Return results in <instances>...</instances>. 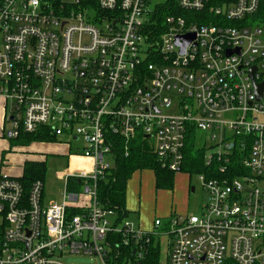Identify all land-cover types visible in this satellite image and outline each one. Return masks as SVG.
<instances>
[{"label": "built area", "instance_id": "built-area-1", "mask_svg": "<svg viewBox=\"0 0 264 264\" xmlns=\"http://www.w3.org/2000/svg\"><path fill=\"white\" fill-rule=\"evenodd\" d=\"M209 1L96 0L94 9L86 0H0V137L46 128L58 141H81L75 149L90 161L66 176L62 202L48 204L44 180L26 191L22 175L0 171V264H63L73 254L120 264L122 245H134L140 261L152 237L161 264H264V90L259 98L256 88L264 0L210 5L216 22L182 13ZM140 136L175 173L188 142L209 148L199 214L172 213L146 230L98 202L116 140L127 155ZM71 177L82 180L80 192L69 193ZM72 202L82 211L69 216Z\"/></svg>", "mask_w": 264, "mask_h": 264}, {"label": "trees", "instance_id": "trees-1", "mask_svg": "<svg viewBox=\"0 0 264 264\" xmlns=\"http://www.w3.org/2000/svg\"><path fill=\"white\" fill-rule=\"evenodd\" d=\"M234 1L235 0H210L209 4L201 11L182 13L196 15L202 23L216 22V19L218 18L210 12L209 6L213 4L231 3ZM84 5L97 9L96 0H86ZM166 9L168 8L166 7ZM260 14H263L264 17V7L260 10L259 15ZM228 23L235 24L236 22L230 21ZM15 139L21 140V143L23 142L25 145H29L35 141H58L56 136L50 134L46 128H41L33 133H21V135ZM115 144V165L98 179L97 200L103 207L113 209L118 216V221H122L129 215V211L126 208L127 187L129 180L136 171L144 169L154 170L156 174L155 179L157 188H172L175 172L161 165L157 159L153 145L141 136L131 141L127 155L125 153L124 142L118 139ZM204 155V149H199L191 141L188 142L182 170H190L191 173H209ZM46 169L47 165L45 161L28 160L24 163L23 174L20 179L23 182L26 191L29 190L34 180H46ZM217 175H219V173H217ZM67 189H71L72 192H80L82 190V180L71 177ZM81 211L82 209L76 207L68 208L67 210L69 216L81 213ZM131 249L134 250L136 248L134 245L129 247L122 245L120 247V250L123 251L124 255L120 264H127L129 259L132 264H161L162 247L161 242L157 237H152L149 246V254L144 260L138 261L130 256Z\"/></svg>", "mask_w": 264, "mask_h": 264}, {"label": "rangeland", "instance_id": "rangeland-1", "mask_svg": "<svg viewBox=\"0 0 264 264\" xmlns=\"http://www.w3.org/2000/svg\"><path fill=\"white\" fill-rule=\"evenodd\" d=\"M264 118V117H263ZM9 125H6V131ZM203 136L201 131L197 134ZM194 143V142H193ZM212 142H210L211 144ZM26 146L21 140L10 138L8 136L0 137V158L4 163L0 165V171H6L9 174L20 175L22 173L23 153L28 152ZM75 147H81L82 142L74 140ZM209 149V148H208ZM205 151V155L209 150ZM51 150V149H50ZM58 150V149H54ZM57 153H62L57 151ZM28 154V153H27ZM111 165L114 166L112 159L107 156ZM1 163V162H0ZM68 163L65 156L62 158L48 159L46 169V190L48 200L56 199L61 201V195L66 190V176L78 172V167L67 168ZM198 172L183 170L173 176L172 188L155 187V171L139 170L136 171L128 183L127 200L128 207L133 210L128 219L137 228L147 224L149 230L154 229L153 219L162 218L166 220L172 213L188 212L190 214H199L201 207L206 203L207 193L202 187ZM69 189V193H71ZM165 246V247H164ZM164 259L167 255L168 246L164 241ZM63 264H96L98 260L95 257L87 255L73 254L59 259Z\"/></svg>", "mask_w": 264, "mask_h": 264}, {"label": "crops", "instance_id": "crops-1", "mask_svg": "<svg viewBox=\"0 0 264 264\" xmlns=\"http://www.w3.org/2000/svg\"><path fill=\"white\" fill-rule=\"evenodd\" d=\"M1 102H2V99L0 98V104H1ZM3 113H4L3 109H2V107L0 105V123H1V121L3 119ZM24 148L26 150H29V151L23 153V157H22L23 162H21L22 163V173L20 175L23 174L24 163L26 161H28V160L45 161L46 165H47L48 159L62 158L63 156H65V158L67 159V163H68L67 168H69V167H71V168L78 167L79 171L82 168H84L85 165L89 164V162H90L89 159H86V158L82 157L79 154V152H77L78 150L76 151L75 146H74V140H72L71 142L68 139H62V140L59 139V141H55V142L35 141V142H32L29 145L24 146ZM54 149H58V150H54ZM57 151L62 152V153H57ZM144 170H151V169H144ZM182 171H180V172H182ZM74 173H77V172H74ZM46 184H47V181L45 180L43 203L44 204H48L51 201H58L56 199L48 200ZM155 187L157 188L156 179H155ZM127 189H128V187H127ZM61 196H62L61 197L62 199L59 202H62L63 197H64V193ZM72 207L73 208L74 207L80 208L81 206L77 202H72V203H70L69 208H72ZM131 207L133 208V206H131ZM202 207H201V209H202ZM126 208L129 211V215H130V213L133 210H131L132 208L128 207L127 195H126ZM180 213L184 214V213H188V212H186V211L183 212L182 211ZM129 215H128V217H129ZM128 217H126L125 219L130 222ZM154 220L155 219H153V222H152L153 224H154ZM142 228L146 229V230L150 229L149 226H147V224H145Z\"/></svg>", "mask_w": 264, "mask_h": 264}, {"label": "water", "instance_id": "water-1", "mask_svg": "<svg viewBox=\"0 0 264 264\" xmlns=\"http://www.w3.org/2000/svg\"><path fill=\"white\" fill-rule=\"evenodd\" d=\"M194 38V36H189L186 38V41L183 44V51L185 50L186 46L190 43V41ZM257 94L258 97L260 98L262 96L263 90H264V85H257Z\"/></svg>", "mask_w": 264, "mask_h": 264}, {"label": "bare ground", "instance_id": "bare-ground-1", "mask_svg": "<svg viewBox=\"0 0 264 264\" xmlns=\"http://www.w3.org/2000/svg\"><path fill=\"white\" fill-rule=\"evenodd\" d=\"M76 152V151H75Z\"/></svg>", "mask_w": 264, "mask_h": 264}]
</instances>
